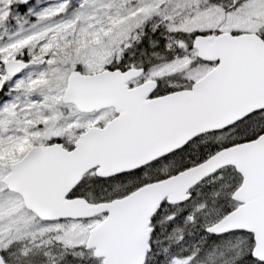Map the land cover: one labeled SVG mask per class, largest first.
<instances>
[{
    "label": "snow or ice",
    "instance_id": "snow-or-ice-1",
    "mask_svg": "<svg viewBox=\"0 0 264 264\" xmlns=\"http://www.w3.org/2000/svg\"><path fill=\"white\" fill-rule=\"evenodd\" d=\"M0 264H264V0H0Z\"/></svg>",
    "mask_w": 264,
    "mask_h": 264
}]
</instances>
